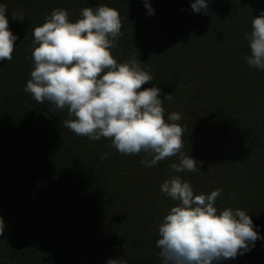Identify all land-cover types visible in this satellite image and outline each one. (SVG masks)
<instances>
[{"label": "trees", "instance_id": "16d2710c", "mask_svg": "<svg viewBox=\"0 0 264 264\" xmlns=\"http://www.w3.org/2000/svg\"><path fill=\"white\" fill-rule=\"evenodd\" d=\"M0 0L18 37L12 60L0 61V264H162L156 241L163 217L176 205L160 190L173 175L194 194L223 191L215 206L245 211L261 237L250 250L218 264H264V71L250 67L245 34L264 0ZM120 13L121 35L112 55L135 57L184 128L185 155L200 172L141 163L111 141H93L62 126L67 110L48 111L24 91L34 67L33 29L56 8L75 22L85 7ZM12 12L23 20H13ZM48 113L47 116L45 113ZM102 153L108 158L101 160Z\"/></svg>", "mask_w": 264, "mask_h": 264}, {"label": "clouds", "instance_id": "9594fccd", "mask_svg": "<svg viewBox=\"0 0 264 264\" xmlns=\"http://www.w3.org/2000/svg\"><path fill=\"white\" fill-rule=\"evenodd\" d=\"M145 7L153 14L148 0ZM191 7L207 14L208 0H195ZM7 10L0 4V61L12 60L18 39L9 28ZM12 19L24 18L12 12ZM121 28L119 11L107 5L83 8L75 22L70 21L66 9H54L33 29L34 67L24 91L38 104L47 102L51 113L67 110L69 118L62 126L77 136L93 141L108 139L122 155L143 153L141 163L146 167L178 157V163L169 165L171 170L200 172L198 163L203 162L183 152L184 128L177 123L182 114L172 112L165 119L161 95L167 101L172 95L162 93L157 86L143 88L154 77L135 57L118 63L112 55ZM245 39L250 49L246 63L264 71V10L252 19ZM107 158V153L100 156L101 160ZM160 190L176 202L158 228L156 247L162 264H218L249 251L261 238L245 211H218L215 204L221 188L210 194H194L188 181L173 175ZM4 228L0 217V236ZM107 264L128 261L121 257L109 259Z\"/></svg>", "mask_w": 264, "mask_h": 264}]
</instances>
